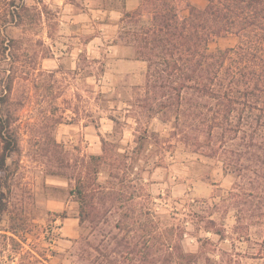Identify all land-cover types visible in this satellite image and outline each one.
I'll list each match as a JSON object with an SVG mask.
<instances>
[{"label": "rangeland", "instance_id": "374dc122", "mask_svg": "<svg viewBox=\"0 0 264 264\" xmlns=\"http://www.w3.org/2000/svg\"><path fill=\"white\" fill-rule=\"evenodd\" d=\"M24 1L34 13L32 19L26 17L24 27L10 25V16L0 10V40H16L5 50L0 45V83L13 75L12 98L19 106L14 111L19 149L7 160L13 170L9 198L28 213L32 231L25 236L41 261L87 264L79 258L80 242L100 235L80 223L79 203L70 193L67 175L74 169L67 168L99 154L102 136L116 141L122 151L134 149L138 132L132 116L143 107L131 103L144 93L146 63L129 68L119 64L121 57L134 55L124 36L135 27L132 23L113 25L103 11L78 20L75 15L87 9L85 0H68L72 7ZM89 1L93 9H105L113 3L120 6L122 0ZM237 43V37L227 35L211 41L209 49ZM143 112L142 127L158 136L144 147L145 154L152 150L149 163L140 160L145 170L136 168L134 180L126 182L131 186L127 195L135 190L139 196L137 210L149 205L160 226L184 228L183 247L201 255V262L208 256L215 264H264V214L258 216L264 210V196H230L239 180L235 172L224 171L221 160L195 152L182 134L173 133L174 119L164 122L157 114ZM158 157L162 161L156 166L153 161ZM107 179L104 170L100 181ZM112 231L111 237L120 232ZM1 248L5 250L0 252V264L20 262V255L10 256L11 244L1 243Z\"/></svg>", "mask_w": 264, "mask_h": 264}, {"label": "trees", "instance_id": "16d2710c", "mask_svg": "<svg viewBox=\"0 0 264 264\" xmlns=\"http://www.w3.org/2000/svg\"><path fill=\"white\" fill-rule=\"evenodd\" d=\"M0 10L18 27L34 16L24 0H0ZM144 13L151 17L149 24L140 23ZM123 19L135 26L124 35L134 58L147 63L144 93L131 103L143 107L132 116L137 145L122 151L116 141L102 136L99 154L76 167L69 164L67 170H74L65 174L79 203L80 223L100 235L81 240L79 258L87 264H215L184 249V228L160 226L149 205L137 210L139 196L135 190L127 195L131 186L126 182L134 180L136 168L145 170L140 160L149 163L152 150L145 154L144 147L150 139L157 141L158 134L142 127L147 111L164 122L174 119L173 133L182 134L195 152L221 160L224 171L237 174L230 196H264V0H206L204 7L186 0H141ZM227 35L238 38L236 46L209 49L211 41ZM15 41L4 37L0 45L5 50ZM14 79L9 74L0 83V245H12L10 256L20 255L18 264H46L27 242L25 235L32 231L28 213L9 198L13 170L7 160L19 149ZM160 161L158 157L153 163ZM104 170L109 179L101 182ZM113 228L120 232L111 237ZM213 232L225 239L220 231Z\"/></svg>", "mask_w": 264, "mask_h": 264}, {"label": "crops", "instance_id": "0c3cea01", "mask_svg": "<svg viewBox=\"0 0 264 264\" xmlns=\"http://www.w3.org/2000/svg\"><path fill=\"white\" fill-rule=\"evenodd\" d=\"M41 3L49 5L50 7L55 6V5H56L55 7H58L57 5H61V6L65 5V6L72 7L74 5L73 2H70L68 0H42L40 2V4ZM83 3H85L84 5L87 7V9H85V11H81L75 15V17H77L78 20L90 17V15H92V11H94V13L103 11L106 15L109 16V18L112 21V24L114 25V24L119 23V22H125V19H123L125 13L127 11H132V10L137 9L141 4V0H122V1H120V6L113 3V4L105 7V9H99L98 7L93 9L92 7H90L91 1H89V0H85V2H83ZM205 5H206V3L204 5H201L200 7H204ZM96 15H97V18L99 19L100 15H98V14H96ZM150 21H151V17L148 13H144L143 15H141V17H140V23L141 24H149ZM90 40H92V39H90ZM133 53H134V51H133ZM143 63H146V62L143 60L135 59L134 55L131 58L124 59V57H121V59H119V64L123 65L125 67H128V68L131 66L137 67L138 65H141ZM146 69H147V63H146ZM125 71H130V70L127 69ZM145 73H146V71H145ZM144 82H145V76H144Z\"/></svg>", "mask_w": 264, "mask_h": 264}]
</instances>
